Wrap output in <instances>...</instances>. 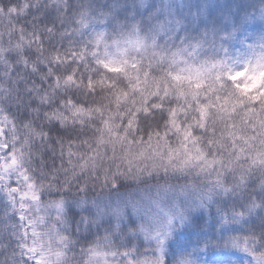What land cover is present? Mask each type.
I'll return each mask as SVG.
<instances>
[{
  "label": "snow or ice",
  "instance_id": "snow-or-ice-1",
  "mask_svg": "<svg viewBox=\"0 0 264 264\" xmlns=\"http://www.w3.org/2000/svg\"><path fill=\"white\" fill-rule=\"evenodd\" d=\"M208 9L199 0H0V208L18 221L7 244L0 230V253L12 250L4 264H70L68 252L102 231L81 248L84 264H209L202 257L219 246L220 228L245 219L224 215L222 200L257 173L262 199L247 211H264V42L229 58L224 42L237 30L221 33L231 15ZM177 176L202 187L180 186L164 203ZM153 180L158 198L142 207L134 185ZM48 194L60 199L44 203ZM73 205L79 219H69ZM243 243L264 264V229ZM189 248L196 260L182 258Z\"/></svg>",
  "mask_w": 264,
  "mask_h": 264
},
{
  "label": "trees",
  "instance_id": "trees-1",
  "mask_svg": "<svg viewBox=\"0 0 264 264\" xmlns=\"http://www.w3.org/2000/svg\"><path fill=\"white\" fill-rule=\"evenodd\" d=\"M15 2L16 0H13V3ZM75 2L76 0H72V3ZM199 2L207 3L209 5L208 11L218 18L228 16L229 14L231 15L230 20L226 25L227 30L221 33V35H227L234 29L237 30L234 40L224 42L225 48L231 53V57L229 58L234 59L235 57L247 52L249 48L258 50L260 43L264 42V0H199ZM81 3L85 5L91 3L93 8H98L102 5L110 3V0H81ZM255 3H260V6L262 5L263 8L260 7L259 9H255ZM238 6L240 7L238 8ZM97 16H99V11L96 13V16H92L91 18L95 20ZM6 23L7 22L5 21L4 23L0 24V31H8ZM13 23H16V21L14 20ZM21 23H24L23 19L17 23V27H19V24ZM41 27H43V25H41ZM96 27L97 30H103L100 25H97ZM108 30L110 31V29ZM4 39L6 42L7 36H5ZM76 39L79 40L81 38L76 37ZM241 40L244 41L243 45L239 43ZM61 43L63 47H68V40L57 43L56 46L61 47ZM49 51H51L50 47ZM257 54L259 53L257 52ZM97 99L99 100L100 97L98 96ZM13 111H15V109H13ZM137 163H139V161H137ZM143 166L144 164H141V167ZM235 179L238 180L239 175H237ZM226 182L231 185L233 183V177L229 176ZM163 183L164 182L161 181V184ZM169 183L173 186L175 191H180V186L184 185H193L196 188L202 187L199 184L198 178L194 176L191 178L177 176L176 178L170 180ZM260 184L261 177L258 173L255 176H248L246 179V184L243 187L240 195L226 197L222 200L220 207L224 209L223 214L231 216L233 211L237 213H243L244 215L250 214L247 211V208L250 206L251 201L254 200L257 204H259L262 199ZM157 187L158 186L155 180L151 181V183H141L139 185H134L132 192L133 198L142 207L146 208L147 198H158ZM189 195H192L191 189H189ZM160 196L163 197L164 202L167 203L169 201V197L165 196V194L161 193ZM42 199L44 201L58 200L60 199V196L58 194H48ZM179 200L182 202L183 197L181 199L179 198ZM212 215L215 216V207L212 209ZM250 217V220L241 221L240 224H230L226 228H220V224L217 223L216 220H212L209 224L211 233L216 236L217 229L220 228V231L223 233V235L222 237L217 236V238L213 240V244L218 242L219 246L209 250L204 256H207V259H210L211 256L217 264L228 262L234 258L235 255L237 256L242 254L253 259V257L249 255L247 251H245V245L243 241L247 239L251 233L258 234L261 229H264V224L261 223V218H264V211H261L259 208H257L254 211V214H250ZM201 223H209L208 217H202ZM71 228L73 229V238H75L74 225H72ZM103 237L104 232L102 231L99 237L94 236L91 241L78 242L75 246V249L71 251V254L73 255V264H84V259L83 261L81 260V248L90 247L92 246L93 241L96 239L103 240ZM142 240L143 238L141 237V241ZM230 240H237L239 242L238 246L233 247L231 243H228L227 248H225V242ZM118 244L119 241L116 240L113 241L112 245L110 246L114 247ZM201 247H204V245H201ZM120 251H124V249H120ZM141 251H143V249H141ZM252 251L254 252V255L260 254L254 250ZM197 255L198 254L195 253L192 248H189L188 253L182 258L196 260ZM8 258L9 256L4 257L5 260Z\"/></svg>",
  "mask_w": 264,
  "mask_h": 264
},
{
  "label": "rangeland",
  "instance_id": "rangeland-1",
  "mask_svg": "<svg viewBox=\"0 0 264 264\" xmlns=\"http://www.w3.org/2000/svg\"><path fill=\"white\" fill-rule=\"evenodd\" d=\"M255 4H256L255 5V9H259L260 7L263 8L262 5L260 6V3H255ZM239 7L240 6H238V8ZM13 186H15V184H13ZM178 193H179V191H174V193H169L166 196L169 197V201H170ZM179 198L181 199L182 196L179 197ZM156 199H157L156 197H154V199L153 198H147L146 199V205L148 206L153 200H156ZM43 202L44 203H47L48 201H44L43 200ZM163 202H164V200H163ZM164 203H166V202H164ZM89 204H91V199L90 198H89ZM85 214H87V213H85ZM250 214H254V212H252ZM250 214H246L245 215V219L243 221L250 220L251 219ZM73 215H75V218L76 219L79 218L78 210L75 207V205H73V207H72V210H71V214L69 216V219H71ZM17 222L18 221L16 220L15 217H10V218L5 217L4 216L3 209L0 208V230H4V241H5V244H7V240L10 238V235H11L10 230H9L10 225H12L13 223H17ZM71 226H72V224L69 225L70 228H71ZM14 246L15 245L13 244V247ZM108 247H111V246L109 245ZM11 254H12V250L11 249H8L7 252L0 253V264H4V262H6V260L4 259V257H8V256L10 257ZM206 257L207 256H203L202 258L203 259H207ZM68 258H69L70 264H73V262H72L73 261V255L71 254V251L68 252ZM83 259H84V261H83ZM86 259H87V257H82L81 260L83 262H85ZM207 260L209 261V264H217V263H215V260L212 259L211 256H210V259H207ZM250 262H251V264H255V261L252 258L247 257L244 254H242V255H237V256L235 255V257L232 258L230 261L225 262V263H220V264H250Z\"/></svg>",
  "mask_w": 264,
  "mask_h": 264
}]
</instances>
